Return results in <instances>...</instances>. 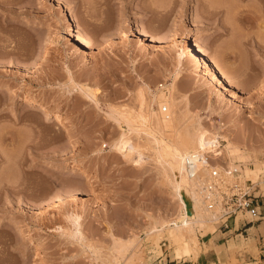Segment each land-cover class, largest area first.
Here are the masks:
<instances>
[{"label": "rangeland", "instance_id": "1", "mask_svg": "<svg viewBox=\"0 0 264 264\" xmlns=\"http://www.w3.org/2000/svg\"><path fill=\"white\" fill-rule=\"evenodd\" d=\"M214 1L221 5L0 0V264L244 262V240L233 246L214 235L199 193L193 216L198 210L211 224L184 232V243L174 241L172 228L170 239L168 228L160 239L148 235L150 226L178 215L179 202L156 157L147 153L136 163L115 148L129 132L109 115L124 107L137 112L141 102L145 111L164 105L173 129L190 123L220 132L246 157L235 165L264 195V0ZM71 14L91 51L73 43ZM190 32L229 66L233 97L192 59L179 60ZM27 95L67 115L72 132L26 107ZM220 141L223 153L206 158L226 167L228 143ZM134 236L137 243L119 255L118 242Z\"/></svg>", "mask_w": 264, "mask_h": 264}, {"label": "bare ground", "instance_id": "2", "mask_svg": "<svg viewBox=\"0 0 264 264\" xmlns=\"http://www.w3.org/2000/svg\"><path fill=\"white\" fill-rule=\"evenodd\" d=\"M55 1L59 5L62 2V0ZM199 1L200 0H195V2L197 3ZM201 1L199 3H201L203 6L207 5L212 8L219 3V1L217 2L214 0H205V2L203 0ZM201 4L199 5L201 6ZM219 5H221V2L219 3ZM192 27H196L195 21L192 22ZM140 30L144 37L151 38V36L148 34L149 32L142 29ZM67 31L71 36L74 44L82 46L86 50L90 51L94 48L92 41L86 38L85 34L82 33V31H80L77 27L74 16L72 14L70 16H67ZM181 44L183 52L180 54L179 60L183 56L192 59L196 64L202 66L205 71L210 74L211 78L216 81L220 88H222L225 92L230 93L231 97H233L234 95L232 92L237 85L231 78L232 75L230 71H228L227 68L225 69V67L229 66L222 65L220 61H217L216 59L210 57L205 51H203V49L197 42V38L194 32H190L186 40L181 42ZM24 102V105L26 107L34 106V111L41 114L43 116V120H46V122L50 121L52 124H54V126L60 125L64 133L72 132V127L66 124V122H68L67 115L58 111H52L43 103L38 102L33 96L30 97L29 95H27ZM163 107L164 105H162V108ZM128 108L124 107L122 109L113 110V112L109 114L110 118L112 117V119H115L118 124L125 123L128 127L127 130L129 132L128 134L123 133L121 135L119 141L114 144L115 148L121 151L125 159H133V161L136 163H139L140 160L146 159L147 153H150L151 156L153 155L154 157H156L159 164L162 166L164 178L172 182L174 196L178 200V208H180L178 215H176L175 217L171 219H163L161 222L150 226V228H148L147 230L148 235L158 234L157 237L158 239H160L164 237L163 234L166 231V228H168L167 234H165V236L167 235L170 239V233L168 230L172 228L173 230H175V232H177V236L174 241H178V243H184L188 239H185L183 235L184 232H194L197 225L206 227L207 224H211L207 219H203L204 217H201V215L198 216V210H196L197 213L196 211L194 212L193 216V207L198 203L195 202L200 195H198L199 188H197L198 186H196L198 177L191 178V176L186 173V158L192 154H198L205 160V157H207V155L211 154L212 152H215L216 156L221 155L223 151H211L210 146L216 145L218 147V144L221 143L220 140L223 139L228 143L226 144L227 146H225V153L227 156L229 167L239 168V166L235 165L236 162H243L247 159L238 150L239 147H235L234 143L231 142V139L224 135L222 136L220 132H213L206 129L202 125L196 126L190 123H184L181 127L173 129L167 121V116L161 110V112L159 110V112H154L152 110L145 111L147 109H144L145 107L142 102L140 109L137 110V112L131 110L132 108ZM136 157H138L139 160H136ZM73 164L75 166H81L87 171L92 170L91 167L86 166L83 162L75 158L73 160ZM220 164L221 163H219V169H225V167H223L224 165L220 166ZM195 213L197 215H195ZM210 213L208 212V214ZM135 236L125 243L118 242L117 250L119 251V255L123 256L124 254H126L127 247L135 244L138 237Z\"/></svg>", "mask_w": 264, "mask_h": 264}, {"label": "built area", "instance_id": "3", "mask_svg": "<svg viewBox=\"0 0 264 264\" xmlns=\"http://www.w3.org/2000/svg\"><path fill=\"white\" fill-rule=\"evenodd\" d=\"M160 87L164 89L163 85ZM161 111L167 114L168 107H163ZM221 143L218 147L210 146V150L219 151ZM215 159L205 157L204 160L198 154H192L186 158L185 166L191 178L200 179L198 192L217 228L229 231L231 222L244 215L258 221L260 196L257 195V181L246 178L238 168L226 166L225 169H219Z\"/></svg>", "mask_w": 264, "mask_h": 264}, {"label": "crops", "instance_id": "4", "mask_svg": "<svg viewBox=\"0 0 264 264\" xmlns=\"http://www.w3.org/2000/svg\"><path fill=\"white\" fill-rule=\"evenodd\" d=\"M260 218L258 221H253L247 215L239 216L231 222L229 231H222L217 228L214 235L221 240L226 239L227 243L236 241L233 246L239 245V242L244 240L245 243V259H237L239 264H264V195L258 200ZM241 244V243H240ZM232 248V246H231ZM229 258V257H228ZM165 264H179V262H167ZM197 264H207L200 260ZM209 264V263H208ZM213 264V263H212ZM214 264H234L229 259H223Z\"/></svg>", "mask_w": 264, "mask_h": 264}]
</instances>
